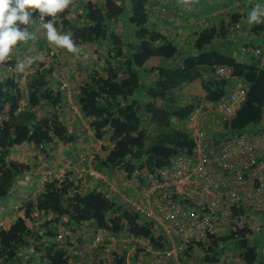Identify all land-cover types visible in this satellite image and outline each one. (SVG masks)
<instances>
[{
  "label": "trees",
  "instance_id": "1",
  "mask_svg": "<svg viewBox=\"0 0 264 264\" xmlns=\"http://www.w3.org/2000/svg\"><path fill=\"white\" fill-rule=\"evenodd\" d=\"M221 2L211 5L227 4ZM149 3L71 0L57 14L58 31L70 32L79 48H91L87 60L96 56L91 65L63 59L69 52L47 40L44 21L33 10L32 22L21 26L27 27L30 38L18 42L9 58L0 62V200L9 196L14 184L21 183L24 173L36 168L35 159L11 158L14 147L29 144L49 160L58 141L71 147L75 142L74 126L68 120L73 115L71 104L53 77L60 70L71 81L72 103L96 141L92 144L93 167L114 182L115 178L130 180L135 166L153 170L176 154L190 151L192 142L185 126L190 114L202 102H217L226 96L228 81L215 74L218 66L229 67L233 77L247 85L246 102L222 127L237 131L258 118L264 107V66L253 56L238 59L231 51L239 42L233 33L243 30L242 15L226 11L209 15L184 49L155 28ZM187 11L181 14L183 18ZM50 19L45 16V21ZM119 21L122 28L134 30L129 43L115 32L112 24ZM262 26L253 30L264 34ZM244 44L264 49V39L259 45L245 42L237 48ZM153 56L163 64L145 69ZM29 58L33 62L18 71L17 63L27 64ZM28 69L32 71L21 80ZM182 95L191 100L181 103ZM21 100L27 104L21 106ZM98 141L104 143L96 145ZM38 174L29 175L32 184L29 194L21 195L25 200L19 208L22 213L9 225H0V264H31L30 259L37 264H264L259 248L264 229L248 236L215 234L207 245L197 241L175 259L161 258L155 252L168 251L171 243L155 220L123 201L122 196H131L130 191L120 195L103 180L89 185L87 175L76 181L72 172L63 179L55 175L38 179ZM36 182L39 186L31 195ZM94 237L97 241L92 245ZM230 243L235 257L227 259L223 247ZM132 245L136 249L130 251Z\"/></svg>",
  "mask_w": 264,
  "mask_h": 264
},
{
  "label": "built area",
  "instance_id": "2",
  "mask_svg": "<svg viewBox=\"0 0 264 264\" xmlns=\"http://www.w3.org/2000/svg\"><path fill=\"white\" fill-rule=\"evenodd\" d=\"M185 8L190 11L191 5ZM235 28L239 29L240 24ZM240 51L264 66L261 47L244 44ZM215 74L228 84L232 82L231 87L223 100L204 101L190 114L185 125L192 142L190 151L176 154L167 164L153 170L135 166L130 174L134 183L131 196H122L131 209L161 226L171 243L168 251L155 252L161 258L175 259L197 241L207 245L209 237L215 234L248 236L264 229V107L245 128L224 129L223 123L234 117L246 102L247 87L237 82L227 66L216 67ZM64 87L66 83L62 82L61 88ZM26 104L25 100L20 101L21 106ZM205 119L217 123V131L224 129L225 134L213 135L203 125ZM92 160L93 154L81 155L78 161L66 158L79 170L77 180L86 175L106 180L93 167ZM53 173L47 171L48 175ZM109 188L117 191L112 184ZM136 242L145 244L138 239ZM134 249L136 245L130 251Z\"/></svg>",
  "mask_w": 264,
  "mask_h": 264
},
{
  "label": "crops",
  "instance_id": "3",
  "mask_svg": "<svg viewBox=\"0 0 264 264\" xmlns=\"http://www.w3.org/2000/svg\"><path fill=\"white\" fill-rule=\"evenodd\" d=\"M156 1L157 0H150L148 7L153 5ZM213 1H217V0H168V3H167V0H161V2L158 3L159 4L158 9L157 10L154 9L152 12V15L156 17L155 16L157 15L156 13H159L162 11V13H160V15H157V17L160 20L164 21L162 23L165 24V22L167 21V23L171 22V24L169 25V27H167V29L158 28L157 30L161 31L164 34L167 32L168 36L166 35L167 34L166 33L165 34L166 37H168L169 39L178 41L180 44L183 45L184 49H188L191 39L193 37L194 31L198 30L199 27H203L205 25L206 21L208 20L207 18H209L208 16L213 15V11L214 12L226 11L228 13L230 12L239 13L242 15L244 19L243 30H238L237 32L233 33L234 38H236L239 42H235L234 47L231 49V51L238 59H244L245 57H249L246 54H242L241 51L237 47H239L242 43H245V42L247 43L250 42L255 45H259L260 43H262V40L264 39V34H262V31L260 30H257V29L253 30V29L256 28V26L264 25V22H261L259 24L254 23L250 25L247 22V17H248V13L250 12L251 8L257 3H264V0H233V1L232 0H222L223 2L227 3L225 6L223 5V7H219V6L215 7L212 5L210 9L209 8L207 9L206 6L201 7L203 2H213ZM186 4H191L192 6H191V10L187 11V18H183L181 14L186 11L184 10ZM177 7L181 9L180 17L178 16L176 18L181 21L179 24L177 23L175 24L174 23L175 18L173 17L171 18V16L167 15V13L164 11L165 9H168V13H169L170 11H172L171 9L177 8ZM195 13L198 16L197 18L194 17ZM260 29L264 30V26L260 27ZM163 30H165L166 32L165 31L163 32ZM169 33L172 34L171 37H169ZM92 57L95 58L96 56L92 55ZM90 58L91 57L88 58L89 62H94L93 61L94 59L93 58L90 59ZM157 59L160 60L159 63L164 62L160 57L153 56L146 62V64L144 65V68L149 69V66H151L150 65L151 62H154V60H157ZM152 66L155 67L158 65L153 63ZM31 71L32 69L25 70L24 75L21 77V80H23L24 76ZM53 77L54 79L57 80V82H59L60 88H61L62 82L66 83V87L61 88V89L65 92L66 101L70 103L72 106L71 109L73 111V115L70 116L66 114V116L68 115L69 122L74 126L73 132L76 135L75 142L73 143L71 147L68 145H63L60 141H58L54 150L50 151V156L48 158L49 160H46L44 156L40 155L38 152H34L29 144H25L19 147H14L12 149L11 155H10L11 158L25 160V161H28V159L29 161H32L33 159H35L34 161L36 162V168H34L33 173L32 171L24 173L22 175L24 176V178L20 184H17L18 186L14 184L13 188L18 189L19 187L18 191L20 193V196L18 195V192H15L14 195L16 194L15 195L16 197L9 195L6 199L0 200V225L2 223H4V225L6 224L9 225L15 216L22 213V211H20L19 208L22 206L25 200L23 199L24 197L22 198L21 195L24 193L25 188L29 189V187H27L26 184L31 186V182H30L31 178L29 176L30 174L37 173L39 168H42L43 171H45L44 169L47 168V169H50L51 171H54V173L51 174L50 176H54V175L57 176V175L63 174L62 176L64 178L65 176L68 175L69 172H72L74 174L75 180L77 181L76 177L78 176L79 170L77 169L75 165L69 164L66 161V158L74 157L75 161H78L81 155L84 154V152L88 153L85 155L93 154L92 144L94 141V137L89 129V125L86 119L83 118L77 106L72 103L73 100H72V95H71L72 94L71 81L65 77V75L63 74L61 70L60 72L54 73ZM237 82H240V81L237 80ZM231 83L228 84L227 89L231 87ZM240 83L244 84L247 87L245 83L243 82H240ZM214 125L216 128L219 127L217 123H215ZM95 142L96 141H94V143ZM85 150H88V152ZM74 151H75V154H72ZM51 162H54V163H51ZM65 167H68V168H65ZM39 175H44V174H41V173L38 174V179L40 177L42 178V176L39 177ZM84 178L85 176L81 177L82 180H84ZM99 180L100 179H93L89 177L88 183L89 185H96L98 182H102ZM103 182H104V185L105 184L109 185L108 184L109 180L107 177H106V180H103ZM89 185L87 184L86 186H89ZM25 194H29V192ZM261 235L260 237L262 239ZM34 262L37 264V261H34Z\"/></svg>",
  "mask_w": 264,
  "mask_h": 264
},
{
  "label": "clouds",
  "instance_id": "4",
  "mask_svg": "<svg viewBox=\"0 0 264 264\" xmlns=\"http://www.w3.org/2000/svg\"><path fill=\"white\" fill-rule=\"evenodd\" d=\"M71 0H0V62L9 58L14 46L30 38L27 27L33 19V10H38L40 19L44 21L47 40L57 48L65 49L69 53H78L79 47L73 42L72 34H61L58 31V13L63 12ZM45 16L51 17L45 21ZM247 22L259 24L264 22V3L255 4L248 13ZM33 62L31 58L19 61L18 71H23Z\"/></svg>",
  "mask_w": 264,
  "mask_h": 264
},
{
  "label": "rangeland",
  "instance_id": "5",
  "mask_svg": "<svg viewBox=\"0 0 264 264\" xmlns=\"http://www.w3.org/2000/svg\"><path fill=\"white\" fill-rule=\"evenodd\" d=\"M150 1V0H149ZM233 1V0H232ZM159 2H161V0H157L153 5H151V11L153 12V10L152 9H158V3ZM167 3H168V0H167ZM183 3V2H182ZM170 4V3H169ZM212 4V2H203V4H202V6L201 7H204V6H208V5H211ZM126 5H127V8H129V6H130V3L129 2H126ZM187 5V4H186ZM191 5V4H190ZM192 6V5H191ZM154 7V8H153ZM168 8H170V7H168ZM70 9H71V11H74L75 10V5H71L70 6ZM172 11H170L169 13H168V9H165L164 11L167 13V15H170L171 16V18L173 17V18H175V20H174V23L176 24H179L181 21L180 20H178V19H176L178 16L180 17V15H177V13L178 12H180V8H179V10H177L176 8H173V9H171ZM161 11V10H160ZM151 12V13H152ZM160 13H162V11L161 12H159V13H156L157 15H160ZM157 15H156V17H154V15L153 16H151L150 18H152L153 20H154V26H155V28L156 29H167V27H169V25L171 24V22L170 23H167V21L165 22V24L164 23H162V22H164V21H162V20H160L158 17H157ZM173 23V22H172ZM113 26H114V29H115V32H117V35H118V37L121 39V40H123V42L124 43H129V41H131L132 40V38H133V32H134V30H133V28H127V27H124V28H122V23L119 21V22H117V23H113L112 24ZM161 25V26H160ZM158 26V27H157ZM165 30H163V32H164ZM166 32V31H165ZM167 33V32H166ZM165 33V34H166ZM167 36H168V33L166 34ZM171 33H169V37H171ZM229 48H232V45H229ZM80 49V51L78 52V53H65V52H63V53H65V57L63 58V59H66V60H69V61H71L73 64H75V65H79V63L80 64H87V65H91V62H89L88 60H87V57L90 55V53H91V48H87V47H81V48H79ZM62 59V60H63ZM159 61L160 60H154V62H151V66H149V68H151V67H153L152 65H153V63L154 64H156V65H158V66H160V65H162L163 63H159ZM162 61V60H161ZM147 69V68H146ZM206 77V76H205ZM208 77V76H207ZM191 100V98L189 97V96H187V95H182V96H180V101H181V103H187L188 101H190ZM203 125H205V127H207V130L209 131V132H211L213 135H219V136H221V135H223V134H225V131H223L224 129H220L219 131H217V128L215 127V125L214 124H211L210 122H209V120H206L205 119V122L203 123ZM102 143H104V141H98L97 142V144L96 145H99V144H102ZM85 151H87L88 152V150H85ZM22 154V153H21ZM85 154H88V153H86V152H84V154L83 155H85ZM10 155H11V153H10ZM70 164V163H69ZM44 167H46V166H44ZM65 168H68V167H65ZM39 170V172H37V173H41V174H44V175H48L47 173H46V171H49V169H47V168H45L44 170L45 171H43V169L41 170V169H38ZM63 175V174H62ZM62 175H57V176H59L60 178H62L63 179V176ZM40 176H42V175H39V177ZM40 179H41V177H40ZM109 180V179H108ZM115 180H116V182H114V181H110L109 180V182H108V184L110 185V184H112V186H114L116 189H117V193L118 194H120L121 195V193H122V191L123 190H125L126 192H131V191H133V184L134 183H132L131 182V179L130 180H122V179H118V178H115ZM129 183V185L130 186H128V185H125L124 183ZM20 184V183H19ZM32 184V183H31ZM17 185V184H16ZM27 185V187H29L28 186V184H26ZM14 186V185H13ZM13 186H12V188H11V192H10V196H15L13 193H15V192H18L19 193V187H18V189L17 188H13ZM18 186V185H17ZM38 186H39V183L38 182H36L35 184H33V187L35 188V190L34 191H32V192H30L31 193V195H33L35 192H36V189L38 188ZM27 190V191H26ZM29 192V190L28 189H24V193H28ZM132 193V192H131ZM123 195V194H122ZM16 197V196H15ZM2 224H4V223H2ZM111 240H114V239H112L111 238ZM97 241V237H94V239H93V242H92V245H95V242ZM227 244V243H226ZM225 244V245H226ZM233 244L234 245H236V243L235 242H233ZM224 245V247H223V249H225V250H223V252L226 254V256H228L227 257V259H230V257H235L234 255V249L232 248V246H234V245H232L231 243L230 244H228V245H226L225 246ZM259 248H262L261 249V252L264 254V235L262 236V239L260 240V242H259ZM107 251H109V250H107ZM224 254V255H225ZM26 258V257H25ZM225 259V258H224ZM31 264H36L35 262H34V260L33 259H30V261H29ZM147 264H151L150 263V261H148V263Z\"/></svg>",
  "mask_w": 264,
  "mask_h": 264
},
{
  "label": "water",
  "instance_id": "6",
  "mask_svg": "<svg viewBox=\"0 0 264 264\" xmlns=\"http://www.w3.org/2000/svg\"><path fill=\"white\" fill-rule=\"evenodd\" d=\"M42 114H43V112H40V113H39V115H42Z\"/></svg>",
  "mask_w": 264,
  "mask_h": 264
}]
</instances>
